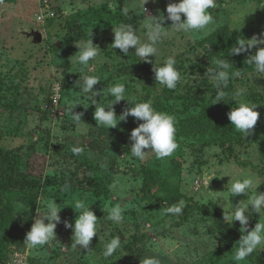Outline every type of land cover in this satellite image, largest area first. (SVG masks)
<instances>
[{
    "label": "rangeland",
    "instance_id": "1",
    "mask_svg": "<svg viewBox=\"0 0 264 264\" xmlns=\"http://www.w3.org/2000/svg\"><path fill=\"white\" fill-rule=\"evenodd\" d=\"M108 2L0 0V208L7 221L22 227V233L0 250V264H16L21 257L29 264H140L146 255L158 257L161 264H236L232 255L241 233L227 239L201 208L218 211L225 224L240 229L238 221L224 220V212L231 213V203H247V196L229 197L228 176H250L254 183L249 194L264 192V73L245 63L250 53L228 55L238 38H264V0H217L209 9L213 22L192 33L169 28L166 7L179 0H147L145 15L163 13V26L169 28L156 57L149 60L159 64L169 55L175 57L181 80L174 90L155 81L153 64L141 61L134 49L125 56L111 47L113 28L121 23L131 24L145 42L142 0H115V10L107 7ZM41 12L47 17L37 21ZM35 32L41 33V41H35ZM91 38L101 51L83 66L74 54L77 45ZM221 58L233 65L230 71L239 70L241 75L229 80L224 101L213 104L214 84L205 73ZM86 75L100 77L94 86L102 93L96 97L99 103L112 101L108 87L123 83L125 99L150 100L155 109L159 103L162 112L175 117L176 127L180 119L217 113L238 159L246 164L229 156L206 123L176 134L178 146L171 156L156 159L150 152L139 161L129 152L130 133L139 123L134 117L107 130L96 125L94 105L87 109L76 105L87 104L76 85ZM240 88L259 101L248 100L246 93L235 96ZM57 90L59 103L52 106ZM233 99L257 104L260 115L249 136L235 130L228 119L227 113L236 106ZM113 107L119 116L130 105L122 100ZM70 109L82 114L81 122L73 121ZM74 146L84 151L73 155ZM148 170L152 173L147 175ZM204 180H211L208 191L201 186ZM14 181L24 186L10 187ZM114 183L118 187H111ZM50 200L61 208L55 239L28 248L25 236L38 216L37 208L45 211ZM75 200L84 201L98 218L97 235L87 250L74 247L73 230L64 226L65 220L75 222L77 213L69 206L74 207ZM180 202L181 215H165L167 207ZM116 204L123 206L120 223L108 219ZM249 216V231L257 222L264 223V211ZM115 236H121V247L105 258L104 245ZM255 252L264 264V245ZM254 261L247 257L239 264Z\"/></svg>",
    "mask_w": 264,
    "mask_h": 264
},
{
    "label": "clouds",
    "instance_id": "2",
    "mask_svg": "<svg viewBox=\"0 0 264 264\" xmlns=\"http://www.w3.org/2000/svg\"><path fill=\"white\" fill-rule=\"evenodd\" d=\"M155 2V0H153ZM147 0H142L140 7L141 12L145 15L144 5ZM217 0H179V2H171L166 7L167 20L171 21V28L176 32L192 33L206 29L213 22V15L209 11L216 6ZM108 8L115 10V0H109ZM181 14L185 17L182 20ZM51 15V13H49ZM146 16L144 27L146 29V40L141 42L134 30L133 26L128 23H121L119 26L113 28L114 40L111 44L113 49H119L125 56L128 55L129 49L135 51V55L141 61L152 63V71L154 72L155 81L167 89L174 90L178 82L181 80L180 72L176 68V59L173 55L167 56L159 64H154L149 60V57H156L158 52V44L162 37L167 34V29L163 26L165 16L163 13L155 16ZM35 19L37 21H44L45 15L43 12L37 14ZM77 45V44H76ZM264 45V38L253 36L251 39L238 38L235 47L231 48L229 56L240 53H250L245 63L254 66L257 73H264V47H257ZM78 51L74 54L78 62L83 66H88L89 61H95L100 53V48L93 43L92 38L85 41L83 45H77ZM256 48L255 54H251V50ZM233 65L225 58L216 59L215 67H208L205 77L210 79L214 84L215 98L213 104L219 101H224L226 95L224 89L227 87L231 78H237L241 75L239 70L230 71ZM199 77V76H198ZM82 83L76 85L84 95L87 104H82L79 101L76 105H83L87 109L90 105H94L93 118L96 125L105 128H115L120 121H126L129 116L135 118L138 126L130 133V153L131 156L137 158L139 161H144L146 154L154 153L156 159H164L171 156L177 149L176 143V126L175 117L166 112L157 111L150 100L135 101L125 99V85L123 83H115L108 87V94L114 98L112 101L106 103H99L96 97L102 93L94 90V86L101 80L96 75H86L80 78ZM103 92V91H102ZM246 93V89L240 88L236 91L235 96H242ZM127 100L130 107H127L121 115L117 116L114 104ZM235 101L236 106L232 107L227 113L228 119L235 130L243 134L244 137L252 134L254 126L257 124L259 112L256 103ZM75 105V106H76ZM107 109V110H106ZM73 121L81 122V113H73L69 110ZM142 121V122H141ZM148 149V151H145ZM84 148L74 146L71 148L73 155H80ZM215 177V176H214ZM223 177V176H222ZM228 184L229 197H235L239 194L247 196V203L232 205L230 214L224 212V220L229 222L238 221L240 224L241 237L238 241L232 259L239 264L261 245H264V223L257 222L252 230H248V221L250 219L249 212L261 214L264 211V192L256 194H249V189L253 186L254 180L250 176H243L241 178H234L231 176ZM213 177L211 178V180ZM211 180H204L202 185L205 191H208L207 186ZM197 183H201L197 181ZM111 187L116 188L118 184L114 183ZM67 185L62 190H66ZM55 202L50 200L46 204L45 211H38V216L34 218L30 230L26 233L25 243L28 248L43 247L49 241L55 239V229L57 224L61 222L59 212L61 208ZM77 213L74 224L64 221L66 228L73 230L74 247L77 249L79 245L81 249H89V245L94 236L97 235L98 218L90 206H86L84 201L75 200L74 207L69 205ZM123 206L116 204L112 206L108 212V219L115 223H120L123 220L122 214ZM78 210V211H77ZM183 212V202L171 205L166 208L165 215H181ZM45 220L47 223H45ZM121 236L111 238L105 245L103 256L110 258L121 247ZM140 264H161L160 259L154 255H146L140 260Z\"/></svg>",
    "mask_w": 264,
    "mask_h": 264
},
{
    "label": "trees",
    "instance_id": "3",
    "mask_svg": "<svg viewBox=\"0 0 264 264\" xmlns=\"http://www.w3.org/2000/svg\"><path fill=\"white\" fill-rule=\"evenodd\" d=\"M224 31H227V30H224ZM129 52L130 53L132 52L131 48L129 49ZM245 97L252 102L259 101V97L252 93H246ZM156 106H157L156 108L157 111H161L160 104L156 103ZM203 123H206L209 126H211L212 130L217 136V139L219 140V145L229 154V156L235 160H239L236 154L235 147L230 143V138L227 136V134L222 129V121H221L220 116L217 113L205 112L201 114L199 117H189L186 119H180L179 126L176 127V134H180L187 127L192 126V124L199 126ZM239 163L246 164L240 160H239ZM150 173H152V171L150 172L148 170L146 172L147 175ZM18 186H24V185L20 184L18 181H14L10 183V187H18ZM178 197L179 195H177L175 199L177 200ZM201 209L203 213L206 214L207 217L212 219L214 223V229H218L223 234H225L227 239H236L240 237L239 229L236 227H230L229 225L225 224L222 221L221 214L218 211L211 209L208 206H202ZM6 216L8 215L5 213L4 209L0 208V250L3 248V246H5L10 241L12 240L14 241L22 233V227L17 224L16 225L11 224L9 221H7V219H5ZM248 258L251 259L252 261L255 260L254 261L255 264H263L259 260L258 255L255 251ZM119 263L120 264H130L129 262H119Z\"/></svg>",
    "mask_w": 264,
    "mask_h": 264
},
{
    "label": "built area",
    "instance_id": "4",
    "mask_svg": "<svg viewBox=\"0 0 264 264\" xmlns=\"http://www.w3.org/2000/svg\"><path fill=\"white\" fill-rule=\"evenodd\" d=\"M53 15V13L51 14V16ZM47 17V15H45V18ZM58 89V87H57ZM51 103L52 106H56L59 103V93L58 90L57 92L51 97ZM16 264H29L26 257H21L20 259H17V263Z\"/></svg>",
    "mask_w": 264,
    "mask_h": 264
},
{
    "label": "water",
    "instance_id": "5",
    "mask_svg": "<svg viewBox=\"0 0 264 264\" xmlns=\"http://www.w3.org/2000/svg\"><path fill=\"white\" fill-rule=\"evenodd\" d=\"M34 39H35V41H41V39H42L41 33L40 32H35Z\"/></svg>",
    "mask_w": 264,
    "mask_h": 264
}]
</instances>
